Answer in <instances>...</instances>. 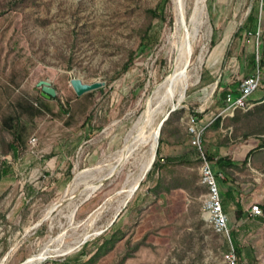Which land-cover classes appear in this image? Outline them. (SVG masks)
Here are the masks:
<instances>
[{"label": "rangeland", "instance_id": "1", "mask_svg": "<svg viewBox=\"0 0 264 264\" xmlns=\"http://www.w3.org/2000/svg\"><path fill=\"white\" fill-rule=\"evenodd\" d=\"M162 6V0H0V264H29L46 249L55 252L33 264H87L115 232L121 238L90 264H224L227 242L201 216L198 154L185 130L193 115L211 122L204 148L214 171L222 151L237 164L230 174L254 184L252 168L261 166L256 156L264 150L246 164L243 159L264 140V111H254L264 90L250 97L252 106L236 121L233 113L212 125L223 109L215 103L217 85L238 84L251 74L257 50L264 56V7L260 0H182L177 8L168 0L163 20L152 21L148 11ZM252 6L257 35L239 33ZM151 22L153 43L139 53ZM187 31L190 80L182 100L175 94L171 103L167 87L157 88L174 68L172 46ZM130 52L137 55L121 74ZM73 78L104 85L79 97ZM39 81L49 82L58 100L42 97ZM21 103L41 111L20 114L26 131L13 153V132L1 128V119ZM173 108L178 118L164 126L159 148L163 167L151 164L123 205L150 144L141 142L128 155L127 134L144 114L149 134ZM160 180L168 193L154 192ZM181 184L187 189L173 187ZM64 249L70 252L57 253Z\"/></svg>", "mask_w": 264, "mask_h": 264}, {"label": "built area", "instance_id": "2", "mask_svg": "<svg viewBox=\"0 0 264 264\" xmlns=\"http://www.w3.org/2000/svg\"><path fill=\"white\" fill-rule=\"evenodd\" d=\"M257 35V33L255 34ZM254 66L250 75L243 77L238 83L237 97H233L231 93H226L225 104L217 117H226L233 114L235 110H246L252 104L250 103V97L257 90H264V56L261 55L258 50L254 56ZM214 118V119H215ZM211 125V122L204 123L203 118H197L190 116L187 120V136L188 144L198 154L199 165V185L204 190L200 195V213L203 220L208 224L211 231L225 239L228 244V249L223 254L224 264H246L238 261L236 252L231 243L230 230L228 225V217L223 211L222 199L219 191L218 180L222 179L221 173L214 171L212 163L209 161L205 148H204V134L207 128ZM30 145L36 146V140L30 139ZM250 214L253 216H261L262 210L254 204L249 209Z\"/></svg>", "mask_w": 264, "mask_h": 264}, {"label": "trees", "instance_id": "3", "mask_svg": "<svg viewBox=\"0 0 264 264\" xmlns=\"http://www.w3.org/2000/svg\"><path fill=\"white\" fill-rule=\"evenodd\" d=\"M168 0H162V3H163V6L160 8V7H157V8H154V9H151L148 11L152 21L153 20H163V17H164V4L165 2H167ZM258 1V0H256ZM21 2H24V0H21ZM261 2V5H262V8L264 7V0H260ZM153 26V22H151L149 24L148 27H146L143 31H142V35H141V46H140V50H139V53L141 52H144L149 46L151 43H153V38H151L150 36V31H151V28ZM257 28H258V25H257V8L256 6H252L251 9H250V12L249 14L247 15V18H246V22L245 24H243L242 27H240L238 30H239V33L242 32V31H247L249 35H255L256 34V31H257ZM155 41V40H154ZM137 54L134 53V52H130L129 54V58L127 60V62L122 66V69H121V74L128 71V69L130 68V66L133 64V61H134V58ZM254 56L252 57V59L250 60L249 62V65L251 67V69L253 68L254 66ZM264 64V62H262ZM120 76V73H118L115 77V78H118ZM101 91L102 90V87L94 90V91H91V92H88L86 94H84V97H88L90 95H92L95 91ZM231 93L233 95V97H237L239 95V92H238V84H233L231 86H223L221 84H218L215 91H214V97L216 98V101L215 103L218 105V106H221V108H225L226 107V104H225V95L226 93ZM50 100H58V98L55 96L54 98H50ZM255 103H262V100H259ZM261 106L260 107H257L255 108V112L256 113H260V112H263L264 111V103L263 104H260ZM37 107V106H36ZM18 112L17 111H14V110H10L7 114L3 115L2 119H1V128L2 129H6V130H9L10 132H13V141L12 143L8 144V148L12 150L13 153H15V145L16 143H21L23 142L22 140V135L23 133H25L26 131V127L23 126V124H21L19 122L20 120V114L21 113H29L30 117H33L34 114H37V113H40V108L37 107V108H34L32 105L28 104V103H24V104H18V107H17ZM60 111L62 112H65L68 117H70V113L68 112V110H65L63 108V106L61 105L60 106ZM241 110H235L233 113L235 114V116L233 115V117L231 118V121L234 122L238 119V116H239V112ZM182 112V111H180ZM248 115H252V112L251 111H247L245 116H248ZM193 116H196L197 118H202L201 115H193ZM89 118V117H88ZM178 118V115L177 113H172L168 119L165 121L162 129H161V132H160V137H159V141H158V147H157V152H156V158L157 160L153 163V166L152 168L155 169H159L161 167H163V165L161 166L160 165V158L158 159V156H159V148L163 142L162 140V134L164 132V126H166L167 124H170L174 119ZM222 120V117H217L214 119L213 121V127L217 128L219 123L221 122ZM185 136H187V130H185ZM207 131V130H206ZM205 131V133H206ZM262 134H264V132H262ZM205 136V134H204ZM262 139V138H261ZM259 139V144H257L254 148H251L246 156H245V159L243 160V164H246L247 161L249 160V158L251 157L252 154L254 153H258L260 151H263L264 150V140H261ZM206 152V150H205ZM206 155L209 159V161L211 162L212 160V157L206 152ZM187 162L183 161V162H180L179 164H185ZM216 165H217V168L222 172V171H227V170H230V169H233V168H237V164H235V162H233L229 157L227 156H224V157H219L216 159L215 161ZM198 164L200 165V161L198 160ZM161 180L157 183V186L156 188L154 189V192L155 193H159V192H165V193H168L170 191V188H163V190H161L160 186L162 185L161 184ZM175 189L176 188H179V189H183V190H186L187 189V186L186 185H178V186H173ZM121 237L118 236V232H115L114 234H112V236L104 241L97 249V252L96 254L93 256V258H91V260L87 263V264H90L94 259H96L97 257H99L100 255L102 254H105L107 253L108 251H110V249L113 247L114 243L116 241H118ZM136 249V247H135ZM128 255V254H127ZM126 255V256H127ZM86 264V263H85Z\"/></svg>", "mask_w": 264, "mask_h": 264}, {"label": "crops", "instance_id": "4", "mask_svg": "<svg viewBox=\"0 0 264 264\" xmlns=\"http://www.w3.org/2000/svg\"><path fill=\"white\" fill-rule=\"evenodd\" d=\"M218 153L221 156H216L215 161L225 155L222 151ZM261 155L256 156L261 166L252 168L255 173L252 177L254 184L248 183L242 173L230 174L229 170L221 172L217 166L215 171L223 176L219 190L227 196L222 199V206L228 217L232 246L238 261L246 264H264V157ZM254 204L261 208V216L250 214L249 209Z\"/></svg>", "mask_w": 264, "mask_h": 264}, {"label": "bare ground", "instance_id": "5", "mask_svg": "<svg viewBox=\"0 0 264 264\" xmlns=\"http://www.w3.org/2000/svg\"><path fill=\"white\" fill-rule=\"evenodd\" d=\"M199 1L200 0H197V2H199ZM175 3H176L177 8H179L181 6V4H182V0H175ZM180 17H181V15H180ZM181 23H182L181 20L177 22V30L178 31H179V27L182 26ZM190 37L191 36H190L189 32L187 31V35L186 36L184 35L182 39L181 38L179 39L180 40L179 41V45L177 46L176 44H174V46H172L173 49L176 50V58H175L174 68H173L172 72L164 79V81L157 88V90H159V89H161V88H163L165 86L167 87V89H168L167 90L168 91L167 99H169V102H171V103L173 102V97L175 96V94H177V97H178L179 101L182 100V98L184 96V91L187 89L188 82L190 80L187 72L184 70L185 65H186V63H187V61L189 59L190 51H191V47H192L191 46ZM174 99H175V97H174ZM154 100H155V98H154ZM148 110L149 109H148V106H147V110L145 112L146 114H147ZM144 116H145V114L142 115L138 119V121L134 124V126L132 127V129L130 130V132L126 136V143H128L130 140H132V143L130 145L128 144L127 147H126V148H128L127 149L128 150V155H130L133 152V148H135L137 146V144H140L141 142L145 143L148 140H150V144H149V148L147 149V152H146V156H147V158L145 157L146 161L144 163L140 164L139 174L135 178L134 184L129 188V190L127 192H125V196H124V199H123V205H125L126 202L133 196V194L135 193V191L137 189V187H136L137 184L141 181V179L143 178L145 172H147L150 169L151 164L153 162L155 150H156V147H157V140H158V136H159V134H158L159 124L156 126L155 129L150 130V133L147 134L146 133L147 132V128L145 126V118H144ZM134 132H137V133L135 135H133ZM125 152H126V150H125ZM123 158L122 157L119 158L117 163H121L122 161H124L125 158L124 159ZM92 190L93 189H91V191ZM52 252H55V251H51V250H48V249L44 250V252L42 254H39L36 257L30 258L29 264H33V263H35L37 261L43 260L46 257V255H48L49 253H52ZM68 252H70V249H67V250L64 249V250L57 251L58 254H65V253H68Z\"/></svg>", "mask_w": 264, "mask_h": 264}, {"label": "water", "instance_id": "6", "mask_svg": "<svg viewBox=\"0 0 264 264\" xmlns=\"http://www.w3.org/2000/svg\"><path fill=\"white\" fill-rule=\"evenodd\" d=\"M104 85V83H92V84H85V83H82L81 80L79 79H76V78H73L70 80V86L71 88L73 89L74 93L76 96H82L88 92H91V91H94L100 87H102ZM37 87L40 88L41 90V96L44 97L45 99H50V98H54L56 96V90L51 86V84L47 81H39L37 83ZM174 112V108L171 109L169 111V113H167V115L165 116V118L162 120V122L159 124V127H158V134L160 135V132H161V129L165 123V121L168 119L169 115ZM159 138V136H158ZM157 144H158V140H157ZM155 156H156V151H155V154H154V158H153V161L155 159ZM153 164V162H152ZM139 184V183H138ZM138 184L136 187H138ZM114 222V220H112L110 222V225H112Z\"/></svg>", "mask_w": 264, "mask_h": 264}]
</instances>
